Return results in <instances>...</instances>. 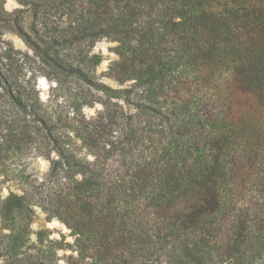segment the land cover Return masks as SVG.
<instances>
[{
  "label": "trees",
  "instance_id": "trees-1",
  "mask_svg": "<svg viewBox=\"0 0 264 264\" xmlns=\"http://www.w3.org/2000/svg\"><path fill=\"white\" fill-rule=\"evenodd\" d=\"M16 1L0 0V264L62 248L69 264H264V0ZM4 30L56 85L123 104L57 129ZM104 39L117 88L86 69ZM38 213L73 242L33 230Z\"/></svg>",
  "mask_w": 264,
  "mask_h": 264
},
{
  "label": "rangeland",
  "instance_id": "rangeland-1",
  "mask_svg": "<svg viewBox=\"0 0 264 264\" xmlns=\"http://www.w3.org/2000/svg\"><path fill=\"white\" fill-rule=\"evenodd\" d=\"M16 0H5L4 9L8 12L19 8ZM29 21V20H28ZM3 40L10 42L15 50L18 51L16 57L20 59L18 63L23 62L24 65L20 67L21 77L25 82L29 81V85L34 84L36 94L44 108L51 112L57 121L56 128H70L76 132H83L87 128V123L91 117H95L97 113L102 111L103 104H107L113 110L118 111L116 104H123L122 99L111 98L108 100L107 96L99 89L88 87L81 82L75 81L71 78H66L58 86L53 81V72L46 66H39L23 57L26 53L31 55L27 47L15 32L4 30ZM115 43L107 40L96 42L89 50L87 56L86 69L92 73L94 81L117 88V85L111 80L103 77L109 64L117 59L114 52ZM15 66V65H14ZM34 74L35 77H32ZM46 74L48 77H46ZM97 79V80H96ZM28 85V84H27ZM34 95V94H33ZM80 142H77V145ZM88 159H91L89 156ZM27 172L31 175H41L46 172L49 162L44 157L33 158L30 155L26 158ZM38 219L35 220L31 228L33 230L47 229L49 231V240L60 239V236L65 237L66 243L71 244L73 238L69 235V230L56 219L47 220L43 213L37 214ZM34 238V237H32ZM73 253L69 248H62L57 251V264H69L70 256Z\"/></svg>",
  "mask_w": 264,
  "mask_h": 264
}]
</instances>
